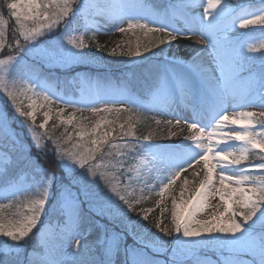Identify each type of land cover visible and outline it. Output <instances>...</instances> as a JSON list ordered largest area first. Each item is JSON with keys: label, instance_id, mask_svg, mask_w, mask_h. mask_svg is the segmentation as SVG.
Instances as JSON below:
<instances>
[{"label": "snow or ice", "instance_id": "snow-or-ice-1", "mask_svg": "<svg viewBox=\"0 0 264 264\" xmlns=\"http://www.w3.org/2000/svg\"><path fill=\"white\" fill-rule=\"evenodd\" d=\"M75 3L76 0H4V6L15 21L12 29L15 47L12 49V44L7 43L8 20L0 15V50L9 48L15 54L0 59V94L11 102L14 116L0 114V139L14 135L9 121L19 119L32 133L31 147L34 145L42 151L43 137L51 140L55 159L65 167L67 179L57 182L54 172L33 162L23 145L15 150L14 158L11 153L6 159L0 158V168L4 169L0 174H6L15 165H22L33 170L37 177L36 186L43 189L41 198L23 205L0 204V211L16 209L9 211L7 216L0 215V238L13 244L28 238L38 223H43L42 215L47 212L51 188L58 193L56 209L61 212L63 220L57 226L59 231L55 240L45 241L44 251L37 258L30 259L29 264H113L111 257L114 254L119 256L121 251L124 254L123 264H157L149 250L162 247V237L143 238L133 230V221L128 216L134 204L140 202V199H130L136 193L133 185L139 184L141 191L146 189L149 193L154 190L153 186L142 178L134 166L125 168L123 161L129 153L119 154L111 176L105 175L102 165L96 163L105 154H111L113 148L124 147L134 153L138 145L145 157L151 156L150 161H141L145 169L148 163H152L155 170L161 173L157 193L160 199L156 201L161 216L168 211L166 198L171 197L172 228L161 227L162 220H158L155 227L164 236L173 235L178 241L172 264H184V257L189 255L192 264H202L196 252L206 247L227 253L220 264H264V40L254 45L232 35L234 29L264 26V0H261V7L253 11L232 3V0H178L170 12L155 15L146 10L147 6L141 0H104L103 3L81 7H74ZM86 9L112 20L118 25L116 31L120 33L135 35L138 30L144 37L156 34L148 43H141L140 36H137L135 49L122 55L143 57L154 48L170 45L178 37L190 36L199 37L200 54L211 49L208 55L214 58L216 70L221 74L219 79L213 78V70L199 62L198 54L190 64L179 65L178 71L169 73L165 67L155 87L158 102L165 106H170L178 98L184 101L191 97L192 117L174 116L177 126L181 120L187 125L190 133L185 137L189 142L187 146L164 149L160 144L153 143L150 136H136L131 114L118 123L121 113H133L134 109L113 105L136 104L131 97L112 99L109 96L101 101L100 97L90 99L83 92L78 99L51 94L43 99L47 103L55 100L62 105L79 106L77 110H87L99 116L91 127L74 120L71 113L67 119H62L65 109L60 107L55 117L60 124L73 125V131L65 129L60 137H56L45 130L51 114V109H48L43 111V122L38 125L45 131L40 135L35 133L37 112L45 109L46 105L38 104L29 95L36 94L35 81H39L40 76L35 65L28 64L25 58L32 57L42 65H69L83 61V50L88 45L82 37L77 43L75 37L68 35L67 25L69 18L83 15ZM192 9H202V12L191 14ZM238 9L242 14L237 15ZM177 17L184 20L182 26L174 22ZM61 24L65 28L63 36L56 32ZM46 33H52L57 39L46 42ZM159 34H164L163 38ZM41 37L45 39H39ZM256 53H259V58ZM111 54H115V49ZM172 59L175 61L177 58L173 56ZM257 61L259 71L253 72L252 66ZM25 78L28 87H21ZM22 97L29 101L26 105ZM101 102L103 106H96ZM229 103L233 109L231 113L228 111ZM146 107L137 105V109ZM245 108L257 110H236ZM102 113L105 115H100ZM113 113L116 118L109 119L107 114ZM156 123L161 121L156 120ZM164 123L171 125L173 121L170 119ZM55 127L56 124L53 125ZM170 135L175 136L176 133ZM118 140L124 141V144H116ZM3 155L0 154V157ZM253 160L258 162L253 163ZM201 162L204 176L199 186L185 199V186L189 184L185 178L177 199L170 191L172 185L182 172ZM97 176L104 181V188H100ZM15 184L14 181L9 185L4 198H15L20 194L21 189ZM121 184L123 187L118 188ZM117 197L123 206L117 202ZM210 198L218 200L216 205L211 206L214 210L207 219H197L198 213L210 207ZM144 211L147 213L152 209ZM98 218L118 222L122 230L101 224ZM147 218V214L140 217L141 220ZM93 230L97 233L95 246L101 257L99 260L85 242L86 235ZM129 234L136 237L138 247L126 244ZM242 255L248 259L242 260Z\"/></svg>", "mask_w": 264, "mask_h": 264}, {"label": "rangeland", "instance_id": "rangeland-1", "mask_svg": "<svg viewBox=\"0 0 264 264\" xmlns=\"http://www.w3.org/2000/svg\"><path fill=\"white\" fill-rule=\"evenodd\" d=\"M169 1L172 2V4L168 7V10H167L170 12L171 7L173 5H175L178 2V0H169ZM243 1L244 0H232V3L241 4ZM103 2H104V0H82L81 6H83V5H95L97 3H103ZM141 2L144 3L143 0H141ZM260 4L255 5V7L253 9H250V7H247L245 9L248 11H253V10L259 8ZM146 10L149 11L150 13L154 14V15L165 13V12H155L150 7H147ZM196 13L197 12L194 9L191 10V14H196ZM93 14H94L93 10L86 9L85 13L83 15H81L83 17V19L85 20L86 25H85L84 30L79 35H77L75 38H76V42L79 43L80 38L82 37L84 43L88 45V47L83 50V52H84L83 61L88 60L87 65H95V66H98L100 68H106L107 70L106 71H97V70H93V69H86L83 71H79L76 75L77 79H78V83H79V88L76 90L75 94H71L70 96H66V97H64L60 91L56 90L53 85L47 84L43 80L35 81L36 88L34 89V92L36 94L29 93V95H31L32 99L36 100V102L38 104L39 103H45V105H46L45 109H42V110L37 112V117H36L35 126H34V131L37 135H40L42 132L47 130V127L49 126L50 122L53 121L54 119L55 120L57 119L55 117V112L60 107H64V109H65V111L61 115L62 119H67L69 113H71L74 117V120L78 119L80 122H82L84 125H87L88 127H91L95 123V121L99 118V116L93 115L90 111H87V110L79 111V110H77V108L79 106L72 107V106H68V105H62V104H59L58 102H56L55 100H53L52 103H47L43 99V97L45 95L51 94L54 97L78 99V98H80V96L83 92V94L85 96H87L88 98L95 99L97 97H100L101 101H103L105 98H108L109 96L112 99H119L120 97H123V96L131 97V92H130L129 87L127 85L125 86L121 82L117 81L115 79V77L113 76L112 72L116 71V69H121L123 67L129 66L138 60L139 57H129L127 55H122L121 53L126 52L130 49L134 50L135 46H136V37L140 36V38H141V33L138 30L135 31V35H133L131 33H129V34L120 33L118 31H116V28L118 27V25L115 24L114 22H112V20H110L106 17H104V19H99V17H98L96 20H93L94 19ZM240 14H242V13L238 9L237 15H240ZM103 20H106V21H105L104 27L102 29L100 27V23ZM93 22L96 23L97 26L93 25ZM174 22L177 24V26H182L184 24V20L182 18H179V17L175 18ZM126 23L127 22H125V26H126ZM61 25L59 26V28L61 29L62 26H63L62 28H64V25H62V26ZM29 26H31V22H29ZM262 27H264V26H262ZM262 29H264V28H262ZM103 31H104V33L108 32V33H110V35H113V36H117L118 34H121L120 37L118 38V43H113L112 45H110L111 49H108L107 52H106V50H103V48H102L103 45H100L99 38H97V35L103 34ZM51 34L52 33H46V37L48 38L46 40V42L50 43L51 41H54L57 39V38L56 39H50L49 35H51ZM69 35L73 36V34L72 35L69 34ZM149 35L152 39H154L156 34H149ZM159 35L161 36V38H163V36H164V34H159ZM122 36L123 37L127 36V38H128L127 46L128 47L126 50L118 51V49H117L118 46L120 44H122L121 42H123L121 39V38H123ZM234 36H236V35H234ZM190 37H192V36H190ZM195 37H198V36H195ZM64 38L66 39V37H64ZM186 38H189V37H186ZM39 39H45V38L41 37ZM119 39L121 41L120 43H119ZM244 40H246L248 43L258 45V43L261 40H264V35L255 36L254 38L245 37ZM175 44H176V40L173 41L170 45H167L166 51H165V61L166 62L164 63V68L167 67L169 69V73L173 70L178 71L179 65L187 64L185 62V60L182 59L181 52L175 48L176 47ZM246 47H247V45H246ZM120 48H121V45H120ZM200 48H201V45H200ZM114 49H115V54H111ZM209 52H211V49H208V51L204 53L203 58L207 59L208 64L210 66H212L213 68H215V70H216L214 58L212 56L208 55ZM9 54H15V52L13 50L8 49V48L0 50V59L6 58V56ZM173 56H175L177 58L175 61L172 59ZM30 58H32V57H30ZM75 63H79V62H75ZM75 63H71L69 65L52 64V65H48V66H50V67H54V66L68 67V66L74 65ZM220 75L221 74H220L219 70H216V78L215 79H219ZM245 75H247V74L245 73ZM20 86L21 87H28V83H27L26 78L22 79V83ZM22 99H23V102L25 105L29 102L27 99H24L23 97H22ZM132 105L133 104L121 105L120 103H115L113 106L116 108H119L122 106L125 108H129V107H132ZM96 106H98V107L103 106V103L102 102L98 103ZM164 106L165 105H162L161 103L158 102L157 96H156L152 100V102L149 106V109L146 113L148 123L150 124V128L148 129L146 136H150L151 141L153 143H155L154 132L156 130L160 129V124H157L156 120H159L161 110L163 109ZM228 106H230V103ZM48 109H51L50 118L48 120V123L46 124V129L41 130V129H39L38 125L41 122H43V111L48 110ZM236 110L237 111H240V110L254 111L257 109L245 108V109H236ZM3 113H7L9 116L10 115L14 116V107L11 105V102L8 101L7 98L3 94H0V114H3ZM126 113L127 112L120 114V119H119L118 123L123 122ZM100 115H105V114L102 113ZM107 115H108L109 119H115L116 118L114 113L113 114H107ZM85 117H87V119H84ZM57 121L59 122L58 119H57ZM17 122H19V125L21 124V122L17 118H13V119H11V121H9L11 131L14 133V135L11 136L12 139L15 138V131H13L14 128H12V126H14V127L18 126V125H16ZM67 126L71 127L73 129V125H67ZM23 128L27 130V135H25V134L22 135L23 137H25V139H21L19 136L16 135L17 136L16 141L22 142L23 146L27 149V148H29V146H27L26 143L28 145H31V143H32V133H30L28 131L26 126H23ZM26 140H27V142H26ZM33 148L36 149L34 147V145H33ZM0 154H4V152H2L0 150ZM0 158L6 159L7 156L4 154ZM142 160L143 161H150L151 156L145 157L144 155H142L137 160V162H135V165H133V166L135 167V169L137 171H139L141 173L142 178L144 180H146L149 185L153 186L155 193L151 194L146 189L144 191H141L140 189L142 186L139 184L133 185V187L136 188V193L134 196L130 197V199H132V200L140 199V201L145 200L147 206L144 208H141L142 206H139L140 202L134 204L133 210L128 212V216L133 221V230H135L138 234L142 235L143 238L151 239L154 236H160L161 235L159 230L156 229V227H155V224L157 223V221L160 220L159 217L162 218L159 208L156 207V201L160 199V197L157 195L160 183L157 182L158 181L157 179L149 178V177H151L152 173L155 171V166L152 163H148L147 169H145L144 164L141 162ZM252 162L257 163L258 161H252ZM2 169L3 168H0V171ZM77 170L79 171V168H77ZM64 171L66 172V169ZM165 176H166V174H165ZM35 181H36L35 178L34 179L33 178L26 179L24 176H21L20 179L15 184V187L20 188L21 191H20V194L17 195L15 198H12V197L4 198V193L6 191H8L9 186L6 188L0 189V204H21V205H23L25 203L30 202L33 199L41 198V194L43 192V189L37 187ZM155 183H157L156 186L154 185ZM23 189H29V190L23 191ZM129 191H131V189H129ZM49 196H50V189H49ZM49 196H48V200H49ZM168 200H169V197H167L165 200L166 206H167ZM56 201H57V199L53 201L50 209H54V208L56 209ZM117 202L121 203V205L123 206L122 202H120L118 199H117ZM149 203L151 204L150 207H148ZM47 204H46V208H47ZM161 206H164V205H161ZM124 207H126V206H124ZM147 209H152V211L145 213L144 210H147ZM15 210L16 209L14 207L11 209H4L3 211H0V215L7 216L9 211L14 212ZM56 210H58V209H56ZM170 210H171V208H170ZM25 212H26V209H25ZM144 214H147L148 218H147V220L143 221L140 219V217ZM164 217H165V215H164ZM9 218L15 219V217H9ZM196 218L202 219V220L207 219L208 215L206 214V210L203 213H198ZM106 221H108V219ZM145 221H146V224H145ZM108 222H110V221H108ZM137 222H139L140 225H143V227L138 229L137 225H136ZM147 222H148V224H147ZM110 223H112L114 225V227H117L118 231L122 230L121 225L118 222H116V223L110 222ZM161 227H163V225H161ZM171 228H172V224L170 226V229ZM58 231H59V229H58L57 225H50V224H46V223L43 224L41 226V230L38 232V240H39L38 246H41L42 249L39 252H37V251L36 252H30L25 264H29L30 259L37 258L39 256V254L44 251L43 245H44L45 241L55 240L56 234L58 233ZM30 236H31V233H30ZM30 236L28 238H26L24 240V242L27 240H30ZM128 236L131 238V240L133 242L136 243L134 245H137V247H138L139 245L137 243L136 237H134L131 234H129ZM96 237H97V233L95 230H93L86 235L85 242L90 246L92 253L95 256V258L97 260H99L101 257L95 251ZM160 237H162V239L164 241L163 246L159 247L155 250H149L150 255H152L153 258L157 261V264H172L173 252L178 246V241L173 238V235L160 236ZM198 250L196 253H198ZM0 251H3L4 253H8V252L12 251V253L17 254L19 252L18 244H13L11 241L6 242L5 238H0ZM166 251H167V253H166ZM165 253L167 255V258L164 259L162 256ZM186 257H188V256H186ZM186 257H184V258H186ZM111 259L113 261V264H123V261H124L123 251L120 252L119 256H116L114 254L111 257ZM241 259L244 260V259H248V258L242 255ZM201 261H202V264H220V262H217L210 257H203L201 259Z\"/></svg>", "mask_w": 264, "mask_h": 264}, {"label": "trees", "instance_id": "trees-1", "mask_svg": "<svg viewBox=\"0 0 264 264\" xmlns=\"http://www.w3.org/2000/svg\"><path fill=\"white\" fill-rule=\"evenodd\" d=\"M78 2H79V0H76L74 7H77L79 5ZM0 15H3L4 18L6 20H8L7 43H11L12 49H14L15 45H14L13 37H12V29L15 27V21L10 17V15L7 11V8L4 6V0H0ZM69 25H71V26L74 25L77 27L79 25V22L76 18H72V19L69 18ZM148 41H149V39L146 38V39L142 40L141 43H148ZM21 42L23 43L22 39H21ZM12 49H10V50H12ZM141 50L143 51V49H141ZM151 52H152V55L149 54ZM151 52H148L147 54H144L143 57H140L141 60H140L139 64L131 66V68L128 69L129 72L134 75L135 72L136 73L141 72L145 67L150 66L152 63V60H153L150 58V56H159V55L163 54L164 53V47H163V45H161L160 48H154V49H152ZM26 61L28 64H35L38 67L40 66L39 68L42 70V72L45 74V76H47L48 78L55 79L56 82H58L60 84L63 83L62 79L66 80L67 78L70 77V75L75 70H78L80 68V66H72L68 69L49 70V69L43 68L41 65H39V63H37L34 59H32L30 57H26ZM135 114H138V112H136ZM135 114H131V115H133L134 122H135L134 134L136 136H139L142 138L144 136V133L147 130V122L142 117H140V116L138 117V115H135ZM137 117H138V119H137ZM54 124H56L57 127L53 128ZM16 125H18V126H16V127L12 126V128H14L13 131H15V138H13V139H9V138L0 139L5 144V149L8 151V153L12 154L13 158L15 157V154H16L15 150L19 149L20 146L23 145L22 142L16 141L17 136H19L21 139H25V137H23L22 135L26 134L25 129L19 125V122H17ZM65 129H67V131H69V132L73 131V129L71 127H68L67 125L60 124L57 121V119L56 120L54 119L53 121H51L49 126L47 127V131L51 135H54L56 137H60L61 134L65 132ZM9 142H15L11 150L7 149V144H9ZM26 142H27V140H26ZM42 143L44 144V148L42 151H38L37 149H34L33 147H31L27 143H26V145L29 146V148L26 149L24 146L23 147H24L26 153L31 157L33 162L41 164L43 166V168L49 169V171L54 172V175L56 177L57 182L66 181L67 177H66L65 171H64L65 167L63 166V164L61 162H59L55 159L54 153L52 151L53 146H52L51 140H49L48 137L45 136L42 139ZM121 145H123V144H121ZM139 150H140V147L138 145L135 147L134 153L130 152L128 149H126L124 147L113 148V149H111V154H105L104 158L102 160L98 159L96 161V163H99L102 165L101 170L105 172V175L111 176L113 174V165H115L116 160L120 158V156H119L120 153H129L128 158L123 161L125 168H127V166L129 164H131L134 160L132 158V156L133 155L136 156L137 153L139 152ZM21 172H33V170L32 169H25L22 165H15V166L9 168L6 174L9 176H15L16 174L21 173ZM96 179L99 182L100 188H104L105 187L104 181L100 180L99 176H97ZM121 185H119L118 188H120ZM57 195H58V193L51 189V195H50V199H49L50 203L47 204V212H46V214L42 215V220H50L51 221L53 219H59V220L61 219V217L59 216V211L54 210L55 208L50 209L53 201L57 199ZM82 199H83V197H82ZM84 206L87 207V203H85ZM101 219H103L104 224H108L109 227H114L111 223L106 221V218H101ZM19 244H20V246H22V248L24 250H26L28 247H34V245H35L34 235H32L30 240L25 241V242L21 241V242H19ZM202 249L212 251L216 248L206 247V248H201L199 250H202ZM23 255H24V253H23ZM23 255H19V254L18 255H16V254H14V255H0V264H21V261L23 260Z\"/></svg>", "mask_w": 264, "mask_h": 264}, {"label": "bare ground", "instance_id": "bare-ground-1", "mask_svg": "<svg viewBox=\"0 0 264 264\" xmlns=\"http://www.w3.org/2000/svg\"><path fill=\"white\" fill-rule=\"evenodd\" d=\"M196 12H202V9H194ZM93 15H94V19L96 20L98 17L99 19H104V16H100V15H96L95 12L93 11ZM106 20H103L100 23V27L103 29L104 27V23ZM82 27L85 28V25L81 24ZM93 25L97 26L96 23L93 22ZM105 31V30H104ZM100 35H97V38H99V43L100 45H103L102 48L103 50H107L111 49L110 45H112L113 43H118V38L120 37L121 34H118L117 36H113L110 35V33L106 32ZM123 37V36H122ZM123 42L120 41L119 39V43L121 42V48L120 45L118 46V51L121 50H126L127 49V42H128V38L127 36H124L123 38H121ZM199 40L198 37L192 36L189 38L186 37H178L176 39V44H175V48L181 52L182 54V59L185 60L186 63L190 64L193 59L197 58L198 54H199V62L202 63L204 65V67L212 69V77L216 78V70L215 68H213L212 66H210L208 64L207 59L203 58V54L199 53V49H200V44L197 42ZM120 48V49H119ZM191 97H188L187 99H185L184 101H181L179 98L170 104V106H164L163 109L161 110L160 113V117L159 120L161 121L160 123V129L156 130L154 132V141L156 144H160L164 149H174V148H179L181 145L187 146L189 144V142L187 140H185V137L189 136L190 133L188 131L187 125L185 123H180L178 126L175 124V119L174 116L178 115L180 117L183 118H191L193 115L192 112V108L188 106V102L191 101ZM232 108L230 106H228V111L229 113L232 112ZM172 113V114H169ZM172 120L173 123L171 125L164 123V121L166 120ZM170 133H176L175 136L170 135ZM223 147V146H222ZM165 175V174H164ZM160 176L161 173H159L158 171H154L151 175V179H157L158 183H160ZM204 176V172H203V163L201 162L198 165H194L192 168H188L186 169V171L181 173V177L176 181V183L174 185H172V188L170 189L172 192V195H175L177 197V199H179V193L181 191V185L183 184V180L185 178L188 179L189 184L186 185V191H185V199H187L190 194L192 192L195 191V189L199 186V182L201 179H203ZM155 186L157 185V183L154 184ZM155 193V190H153L151 192V194ZM218 203V200L215 198H210L209 204L210 207L206 209V214L209 215V213L211 211H213V207ZM150 203L148 204V207H150ZM139 206H142L141 208L146 207V201L145 200H141ZM167 208L169 209L167 212L164 213V215L162 216V218L159 217L160 220L163 221V223L161 225H163V227H167L170 229L171 226V197L169 196V200L167 202ZM144 221V220H143ZM146 224V221H145ZM148 224V222H147ZM137 228L140 229L143 227V225H140L139 222L136 223ZM160 236H164L161 235Z\"/></svg>", "mask_w": 264, "mask_h": 264}]
</instances>
